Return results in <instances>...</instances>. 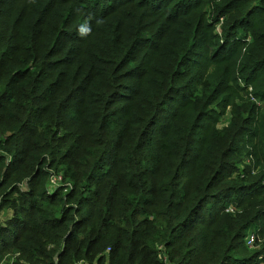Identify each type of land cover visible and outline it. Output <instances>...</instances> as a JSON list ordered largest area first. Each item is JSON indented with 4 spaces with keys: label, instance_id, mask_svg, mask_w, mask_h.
<instances>
[{
    "label": "trees",
    "instance_id": "obj_1",
    "mask_svg": "<svg viewBox=\"0 0 264 264\" xmlns=\"http://www.w3.org/2000/svg\"><path fill=\"white\" fill-rule=\"evenodd\" d=\"M258 223L264 0H0V262L249 264Z\"/></svg>",
    "mask_w": 264,
    "mask_h": 264
},
{
    "label": "rangeland",
    "instance_id": "obj_2",
    "mask_svg": "<svg viewBox=\"0 0 264 264\" xmlns=\"http://www.w3.org/2000/svg\"><path fill=\"white\" fill-rule=\"evenodd\" d=\"M243 101H245V99L244 100H239L238 102L240 104H242ZM230 119H231V115L229 113V109H227L226 111H223V112L219 113L216 116L215 125L217 127H219V128H223L224 126H226V125L229 124ZM249 162H250V159H246L243 165H246ZM55 179H57L58 180V183H59L60 179L59 178H55ZM232 195H233L232 196V199H235V198L238 197L237 194H232ZM232 202H233L232 200H230L229 202H226V203H228L226 211H228V210L229 211H232V207H233L232 206L233 204H231ZM261 225H262L261 223H258L256 225L252 226L251 228H249L248 231H247V236L249 234H255L256 237L258 238V241H257V244L256 245L248 247V250L249 251H253V250L257 249V247L260 246V244L264 241V237H262V234L260 233ZM245 243L247 245V238H246V242ZM18 255L19 254H15L14 256H12V261L9 264H13V261H15V259H16V257H18ZM8 256L9 255H6V257H4L3 260H1L0 264H7L6 259H7ZM249 264H264V259H262L261 261L259 259L258 260L256 259V260H254L253 262H251Z\"/></svg>",
    "mask_w": 264,
    "mask_h": 264
},
{
    "label": "built area",
    "instance_id": "obj_3",
    "mask_svg": "<svg viewBox=\"0 0 264 264\" xmlns=\"http://www.w3.org/2000/svg\"><path fill=\"white\" fill-rule=\"evenodd\" d=\"M55 178H59V179H60L59 183H58V180L55 179ZM61 180H62V176H61V175H56V177L53 176V178H52V184L58 186V185L60 184ZM257 241H258V238L256 237L255 234H249V235L247 236V245H248L249 247H250V246H254V245H256V244H257ZM258 247H259V246H258ZM258 247H257V248H258ZM258 259L261 261L262 259H264V255H261ZM258 259H257V260H258ZM254 263H255V262H254ZM78 264H86V263H84V262H80V263H78Z\"/></svg>",
    "mask_w": 264,
    "mask_h": 264
}]
</instances>
